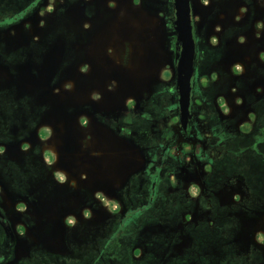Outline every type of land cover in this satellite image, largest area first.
<instances>
[{
	"label": "flooded vegetation",
	"instance_id": "obj_1",
	"mask_svg": "<svg viewBox=\"0 0 264 264\" xmlns=\"http://www.w3.org/2000/svg\"><path fill=\"white\" fill-rule=\"evenodd\" d=\"M88 1L92 4L93 0ZM49 2L0 0V152L16 141L19 154L16 162L0 157V264H264L261 234L246 242L248 247L242 245L241 252L235 249L232 237L235 221L240 218L234 212L233 194L239 195L233 191L236 181L244 187L239 200L240 214L248 218L257 216L263 221L264 211L247 205L241 177H222L210 166V152L215 145L240 131L233 127L232 90L244 86L245 92L239 96L247 122L253 117L254 106L264 99V0L209 1L211 14L199 26L207 28L201 36H197L191 10L195 56L185 118L177 101L174 54L178 49L170 0L172 14L167 22L174 38V85L169 94L172 98L156 92L147 98H121L122 101L109 104L111 108L107 110H90L88 99L80 102L78 111L73 112L70 106V119L49 123L56 135L57 143L53 141L52 146L57 155L47 145L49 132L42 128L50 120L41 117L45 102L31 94L27 82L38 89L42 85L38 80L42 69L39 54L43 49L40 35L44 45L56 50L60 59L50 71L53 78L46 87L51 86L50 92L56 84L55 72L61 70L62 61L78 46L79 37L70 30L58 35L41 28L38 32H22L17 51L9 48L8 41L15 37L10 29L31 20L35 12H39L38 26L54 24L55 28L60 17L46 8ZM76 2L85 7L80 0H67L66 5L72 10ZM189 3L191 7V0ZM255 23H259L257 34L253 30ZM251 30L254 34L250 45ZM28 37L27 44L24 39ZM58 40L60 47L56 45ZM27 49L38 51L33 69L26 63ZM232 52L237 57L231 60L241 61L246 78H221L211 84L212 92L198 84V98H194L197 68L209 64L211 70H221L226 64L224 56ZM27 71L31 80H26ZM16 86L19 94L13 93ZM222 94L231 101L228 115L222 113L217 103ZM86 118L112 129L140 156V166L120 184L106 186L101 183L105 180L93 179L96 173L90 177L89 165H85L88 156L78 151L87 134L81 125ZM64 130L71 131L68 142L59 137ZM31 133L35 135L34 142L27 138ZM61 155L68 156L67 167L60 164ZM83 166L88 172H83ZM12 170H17L18 175ZM223 187L229 188L230 195H220L218 190ZM90 191L93 204L89 203ZM105 191L114 204L106 200ZM48 195L56 200L53 208L41 207ZM59 198L62 201L58 202ZM74 198L81 201L76 209L70 205ZM100 201L107 213L104 221L99 220ZM65 214L76 217L70 222Z\"/></svg>",
	"mask_w": 264,
	"mask_h": 264
},
{
	"label": "rangeland",
	"instance_id": "obj_2",
	"mask_svg": "<svg viewBox=\"0 0 264 264\" xmlns=\"http://www.w3.org/2000/svg\"><path fill=\"white\" fill-rule=\"evenodd\" d=\"M80 1L85 7L78 6L80 2H76L71 10L66 5L67 0H50L46 8L50 12H56L60 17L55 28L53 27L54 24L44 27L38 26L37 14L39 15V12H35L32 14L31 20L18 23L10 29L15 32V37L8 39L9 48L15 49V51H17V44L23 40L20 38L22 32H38L42 28L43 31L51 30L55 34L65 35L66 31L70 30L74 36L79 37L78 46L62 61L61 70L58 69L55 72L57 80L55 81L56 84L52 86V92H50L51 86L46 89L53 78L50 77V71L60 63V59L57 58L58 52L50 49L49 46L46 47L44 39H42L43 36H39L43 49L39 54L42 69L38 80L42 85L38 89L37 86H28L27 82V89L35 98L39 96L41 101L45 102L41 117L47 120L50 118L49 122L43 124L42 127L49 132L46 137V141L49 142L47 145H51L53 141L57 143V140L54 139L56 135H53L49 123L61 118L70 119L73 115L70 110L72 109L73 112L80 110L79 105L83 100H89L90 110H107L111 104L122 101L121 98H147L148 95L156 92L162 95L166 94V98H172L169 94H172L174 85V38L172 28L167 22V18L172 14L170 0H93L91 1L92 4H89L90 1L88 0ZM209 1L211 0H206L207 3L203 4L200 0H191L197 36H201L202 32L206 33L207 28L201 29L199 26L202 24V20H206L207 15L211 14ZM50 12L49 14H51ZM83 16H86L87 19ZM86 22L88 23L87 27L85 26ZM23 24L24 26L21 27ZM258 26L259 23H255V28L253 27L256 34L258 33ZM254 33L251 30L248 34L250 45ZM29 36H33V34ZM24 40L28 44L30 38ZM207 40L211 42L210 38ZM58 41H56V45L60 47L61 40ZM30 46L34 47L33 45ZM251 50L250 48V52ZM26 55V63L33 69L37 63L34 57L39 56L38 51L27 49ZM232 57L237 56L233 52L224 56L223 61L226 60V64L221 70H211L212 66L209 64L197 68L194 78V98H198V84L205 91L210 92L211 84H216L221 78L230 75L246 78L241 61H238V58L232 61ZM220 71L223 72V75L219 73ZM200 74L202 75L198 77ZM31 78L32 76H29L27 71L26 80H31ZM61 78L63 80L60 81ZM52 82V84L55 83ZM15 89H12L13 93L19 94L18 86ZM220 90L226 91L223 87H220ZM243 92L245 90L242 85L241 88L235 87L232 90L235 105L233 127L235 131H240L231 137L224 138L215 145L210 152V166L215 174H220L222 177L230 179L237 176L241 177L245 185L247 205L256 210L264 211V99L254 106L253 117L250 122H247L246 110L243 108L244 103L239 96ZM225 97L219 96L217 103L221 106L222 113L228 115L231 110V101L230 98ZM30 110H32V106ZM70 133L65 132V130L61 131L59 137H64V141L68 142ZM27 138L34 142L35 135L31 133ZM49 149L53 154H56L57 150L54 147L49 146ZM18 155L16 141L0 152V157H4L5 160L14 159L15 162L17 161L15 157ZM59 158L60 164L68 165L67 155H61ZM15 166L18 168L17 165ZM59 172L66 176L65 172ZM12 173L18 175L17 170H12ZM0 176H2L1 171ZM99 178L104 181V176ZM105 180L106 182L101 183L107 186L108 181L106 178ZM243 188L239 181H236V185L233 187V191L239 193V195L233 194L234 212L239 214L240 218L235 221V231L232 237L238 252H241L242 245L246 248V242L250 243L251 239L259 236L258 234H261L260 236L264 240V220L261 221L257 216L248 218L246 215L240 214L239 200L241 201L242 196L240 195L244 192ZM218 192L223 196L225 192L230 195L229 188L226 190L223 187ZM105 194L107 195L106 200L114 204L115 201L108 196V191H105ZM92 196L93 193L90 191L89 203L91 204L94 203ZM238 196L239 199H236ZM60 201L62 198L58 199V202ZM65 202L66 200L63 198V203ZM54 205H56V200L50 195L41 201V207L53 208ZM70 205L76 209L81 205V201L74 198ZM98 211L99 220L104 221L107 213L102 202ZM65 216L70 222L76 217L71 214H65Z\"/></svg>",
	"mask_w": 264,
	"mask_h": 264
},
{
	"label": "crops",
	"instance_id": "obj_3",
	"mask_svg": "<svg viewBox=\"0 0 264 264\" xmlns=\"http://www.w3.org/2000/svg\"><path fill=\"white\" fill-rule=\"evenodd\" d=\"M86 119L81 125L87 129V134L83 137L82 147L78 151L88 156L85 165H89L90 177L96 173L93 179L104 176L107 183L120 184L140 166V156L112 129L98 124L91 118ZM82 168L83 172L87 170L84 166ZM108 196L112 198L111 195Z\"/></svg>",
	"mask_w": 264,
	"mask_h": 264
},
{
	"label": "water",
	"instance_id": "obj_4",
	"mask_svg": "<svg viewBox=\"0 0 264 264\" xmlns=\"http://www.w3.org/2000/svg\"><path fill=\"white\" fill-rule=\"evenodd\" d=\"M172 27L175 33L177 51H175V85L177 101L182 117L188 116L190 97V78L194 64V36L189 0H172Z\"/></svg>",
	"mask_w": 264,
	"mask_h": 264
}]
</instances>
